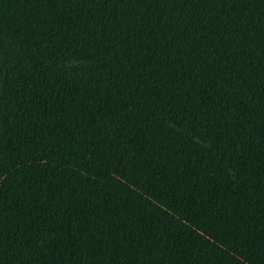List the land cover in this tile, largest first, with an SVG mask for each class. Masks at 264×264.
<instances>
[{
  "label": "trees",
  "instance_id": "trees-1",
  "mask_svg": "<svg viewBox=\"0 0 264 264\" xmlns=\"http://www.w3.org/2000/svg\"><path fill=\"white\" fill-rule=\"evenodd\" d=\"M0 264H264V0H0Z\"/></svg>",
  "mask_w": 264,
  "mask_h": 264
}]
</instances>
